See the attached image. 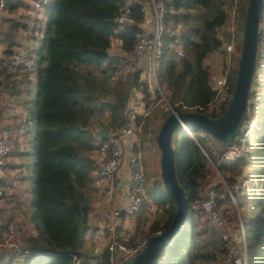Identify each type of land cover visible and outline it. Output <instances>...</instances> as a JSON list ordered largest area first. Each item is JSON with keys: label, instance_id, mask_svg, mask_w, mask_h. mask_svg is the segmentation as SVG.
Returning <instances> with one entry per match:
<instances>
[{"label": "trees", "instance_id": "obj_1", "mask_svg": "<svg viewBox=\"0 0 264 264\" xmlns=\"http://www.w3.org/2000/svg\"><path fill=\"white\" fill-rule=\"evenodd\" d=\"M124 2L52 0L45 9L46 17L36 21L16 18L17 2L8 6L7 15L0 16V41L3 45L0 87L5 92L3 108L10 109L12 120L14 118V122L7 123V127L10 132L17 131L21 136V139L11 136L15 148H30L28 152L19 154L33 160V197L30 202L33 212L27 210L26 214L17 205L18 213L22 215L19 222L23 228L20 243L22 264H72L74 256L83 258L84 264H110L107 249L102 250L99 256L93 252L92 231H89L92 229L89 223L91 206L80 187L93 183L95 158L92 153L100 152L104 146L109 153L107 138H95L93 133L99 129L112 132L121 126L123 113L134 90L143 95L144 106L151 102L148 85L141 78L142 68L135 67L124 72L125 61H120L119 55L110 53L115 19ZM139 2L129 5V14L135 23L119 33V48L127 54L133 49L138 24L143 18ZM166 5L163 49L156 69L158 83L166 99L178 111L207 113L205 109L196 107L207 106L214 96L211 71L205 59L222 48L223 37L228 33L225 27L230 6L223 0H167ZM259 28L262 34L258 40L257 61L264 56V4ZM35 30L39 31L38 39L34 35ZM30 37L31 67L15 66L14 49L21 44V40L28 41ZM176 47H181L182 56L176 53ZM263 69L264 66L258 84V101L253 110L254 129L246 150L234 163L219 166L229 187L233 186L236 176L256 175V165L264 156V134L259 138L256 136L261 132L256 113L261 112L264 106L261 94ZM233 73L230 91L235 71ZM30 94L33 97L32 107ZM14 105L25 110V120L14 113ZM32 109L35 121L26 125ZM170 111V108L153 107L142 124L141 134L150 149L155 147L157 158L160 152L156 135ZM223 111L208 112V115L216 117ZM17 117L20 122L16 123ZM189 127L192 134L178 126L172 136L175 174L180 185L184 186L187 217L154 264H222L216 240L220 225L232 224L224 222L221 217H228L225 216L227 204L233 209L235 236L240 241L243 237L245 243L246 264H264V183L260 194H254L252 190V193L244 189L234 190L235 204L228 194L216 199L220 225L212 224L207 215L191 210V202L197 198L210 174L203 151L209 155L211 152L220 153L231 142L212 139L205 131L207 136H201L199 133L203 130ZM209 138L213 140L211 144ZM13 153L16 151L12 148ZM157 164V174L152 177L147 191L150 205H146L150 208L155 206L156 215L148 226L137 220L135 232L125 242L128 246L136 236L148 240L158 231L165 230L174 218L175 201L162 183L159 160ZM16 166V163L8 164V168L14 171ZM18 166L21 168L18 174L21 181L24 178L23 164ZM214 187L218 192L223 190L220 183ZM13 195L6 199V207H0L2 229L15 221V207L10 198ZM238 219L243 230L237 223ZM27 222L31 223L30 227L26 226ZM117 239L120 240L119 235Z\"/></svg>", "mask_w": 264, "mask_h": 264}, {"label": "built area", "instance_id": "obj_2", "mask_svg": "<svg viewBox=\"0 0 264 264\" xmlns=\"http://www.w3.org/2000/svg\"><path fill=\"white\" fill-rule=\"evenodd\" d=\"M52 0H0V16L7 15V8L11 3H19L17 6L16 18L27 19L28 21H36V19L45 18V9ZM125 0L120 7V12L115 19V33L111 38V47L115 43L112 55H119L120 61H125L124 68L130 70L134 63L140 64V61L146 58V64L142 70V80L148 85V93L151 102L148 106H144L140 112L130 105L126 107L123 113V122L121 126L114 131L109 132L107 137L109 153L104 160L98 162L93 170L94 178L97 181L111 180L112 177L123 167L127 170V182L125 185V198L123 204L111 209L109 218L105 223L107 232V240L105 249L110 253V264H122L124 261L129 262L132 257L143 250L146 245L147 238L140 237L135 239L130 246L124 241L118 240V230L123 223V214L134 216L142 204L146 193L145 182V166L143 161V149L139 141L142 132V124L146 116H148L155 105L156 88L158 83L157 67L163 49V35L165 31V16L167 12V0ZM133 2L140 3V11L143 15L139 22V30L135 36V43L132 51L127 54L119 48L121 39L119 33H122L127 26L134 24V19L129 14V5ZM230 6L228 18L229 36L226 40L224 49L225 66L221 73L213 79L212 88L214 96L207 106H196L199 109H205L208 112H221L225 109L230 98V81L236 72V65L239 53L236 55L237 43L241 42V24L242 14L244 16L246 4L244 0H223ZM35 37H40L39 31H34ZM21 40V44L13 51V60L15 66L23 65L30 68L32 59L30 57V43ZM3 45L0 41V54ZM179 56L183 55L182 49L176 48ZM6 63V62H3ZM140 66V65H139ZM264 61L259 59L256 64V76L253 78L252 85L255 87L250 89L247 100L246 115L239 127V130L228 148L220 153L211 152V155L204 152L207 161L213 169L217 171L222 182L227 186L228 195L233 199V191L245 186L246 180H238L235 185L228 187L224 178L218 171L220 165L232 164L240 158L245 150L246 144L254 129V113L253 110L257 104L259 97V81L261 69ZM5 94L0 87V207L5 206L6 199L15 193L19 185V175L16 171L8 168L9 160L12 154L11 132L7 127V111L1 105V99ZM143 95L141 94V98ZM171 109L170 104H166L165 109ZM183 128L192 134L188 125ZM205 135L204 131L199 133ZM213 156V157H212ZM226 194L218 193L213 186L204 187L199 191L198 196L191 202L190 208L195 212L205 214L209 217L212 224L220 225L221 218L215 206L216 199H222ZM240 220V219H239ZM31 224L29 223V227ZM240 229L243 230L242 223L239 222ZM159 232V231H158ZM22 231L17 222H10L4 229L0 228V258L7 260L9 264H22L21 256V235ZM216 250L220 253L222 264H246V248L243 237L237 239L235 234L227 229L220 228L216 240ZM15 251V252H9ZM11 253L12 259L9 260ZM14 255H13V254ZM10 261V262H9ZM72 264H84L80 257L74 256Z\"/></svg>", "mask_w": 264, "mask_h": 264}, {"label": "water", "instance_id": "obj_3", "mask_svg": "<svg viewBox=\"0 0 264 264\" xmlns=\"http://www.w3.org/2000/svg\"><path fill=\"white\" fill-rule=\"evenodd\" d=\"M264 0H247L241 24V42L236 72L229 101L219 116L212 117L196 111H178L167 99L171 111L162 122L156 135V144L160 152L159 168L163 185L175 201V215L171 224L163 231L150 236L142 251L122 264H154L163 247L170 245L187 217L188 202L184 186L176 178L174 168V148L172 136L178 126H194L207 132L222 143L233 140L246 115L247 100L257 64L258 40L262 34L259 28L260 15ZM109 130L99 129L93 133L95 138H107Z\"/></svg>", "mask_w": 264, "mask_h": 264}, {"label": "rangeland", "instance_id": "obj_4", "mask_svg": "<svg viewBox=\"0 0 264 264\" xmlns=\"http://www.w3.org/2000/svg\"><path fill=\"white\" fill-rule=\"evenodd\" d=\"M224 36L225 37H223V45H222L221 50L216 51V52H218V55L220 54L222 56L221 64L219 65L220 68H223L225 66V62H226V60L224 59V56H223V53H224L223 46H224V44L226 42V39H228V38L226 37L227 35H224ZM112 47L113 48L116 47L115 43H113ZM176 48H179V47H176ZM239 50H240V39H239V41L237 43L236 55H237V53H239ZM263 58H264V56H263ZM263 58H262V60H263ZM217 61L219 62L218 59H217ZM133 65H138V64L134 63ZM236 65H237V60H236ZM236 65L235 66L233 65V69H235ZM124 72H126L125 68H124ZM262 73H263L262 74L263 76H262V82H261V94L264 97V69H263ZM156 90H157L156 91L157 95H156V100H155L154 107L155 108L158 107L159 109L160 108H164L165 109V106L167 104L166 97H165L160 85H157ZM29 97H30V102L29 103H30V106L32 107L33 106L32 94H30ZM2 105L4 106V104H2ZM9 111H10V109H9ZM30 115H31V117L27 121L26 125H32L34 123V121H35V114L33 112V109L31 111ZM256 115H257V119L259 120L260 128H261V132H258L256 134L257 138H259L261 135L264 134V106L261 108V112L256 113ZM11 136H12L13 139H18V138L21 139V136L19 135V133L17 131L16 132H14V131L12 132L11 131ZM203 136H207L206 133ZM212 139H214V138H212ZM212 139H210V138L208 139L209 144H211L213 142ZM139 141H140V144H141V146L143 148V161H144L145 175H146V182H145L146 193H145V197H144V203H145L143 205L144 208L142 207V208L139 209L140 211L136 214V218H137V220L139 222H143V223H145V225L148 226V224L151 221V218L155 217V215H156V207L155 206H151V208H150V206L147 207L148 204L150 205V199H149V196L147 194V191H148V189H150L152 177L157 174V165H158L157 163H158L159 158H157V154L154 153L155 149H153V151H152L146 145L144 137L142 136V134H140V136H139ZM253 141H254L253 138H251V143H253ZM11 143H12V141H11ZM11 146L13 148V151H16V153L15 154L14 153L11 154L9 163L19 162V163L23 164V172L22 173L24 175V178L22 179V182H23L22 188L25 191V193L27 194V199L30 200L28 202L29 203L28 210L30 212H33L32 205L30 206V202H31L32 197H33V192H32V189H33L32 162H33V160L30 157L28 159L24 155H20L19 154V152H22V151L28 152L30 150V148L29 147H26V148H24V147L18 148L17 147V148H15L14 142L12 143ZM106 148L107 147L104 146L103 150L100 151L99 153L98 152L92 153L93 157L95 159H97L98 162H101L102 160H104L105 157L108 155V151H107ZM208 166L210 167L209 168L210 169V174L208 175V177L206 179V182H205V184L203 186L204 187H207V186H213L214 187L216 184L220 183V184H222V187H223L224 191L222 190V191L218 192L216 189L215 190L218 193L224 192L225 194H228V191L226 189L227 186L222 182V180L220 179L217 171H215L213 169V167L211 166V164L209 162H208ZM256 167L258 168V171H257L256 175L254 174L253 176L251 175L250 177L248 176V177H243V178L239 177V176H236V180H235L233 185H235L238 180H244L245 179L246 180V183H245L246 185L244 187L241 186L240 189H244L246 192H249V193H252V191H254V194H260L259 192H261L262 188H263L262 187V183H264V156L261 159V161L256 165ZM218 171L220 172L219 167H218ZM240 189H238V190H240ZM80 190L89 199V204L91 206V210H90V213H89V223H90V226L93 228L96 225V219L98 217V213L101 210L100 207H99L100 205L98 204V201L100 200L101 197L98 194V192L95 189V187H93L92 185L91 186L80 187ZM230 198H231V196H230ZM231 201L235 204L234 196H233V199L231 198ZM6 206H7V204H5L4 207H6ZM225 208H226L225 211L227 213V215L225 213V216H228V217L221 216L223 221L226 222V223H230L231 222L234 225L235 224V220L233 219V215H232L233 214L232 213L233 209H231V206L229 204L225 205ZM21 209H25V211L27 212L26 207L25 208L23 207ZM221 209H222V207H221ZM234 209L237 210L236 205H235ZM239 222H241V221L238 219V221H237L238 225H239ZM232 224H223L222 223L220 225V227L223 228V229H227L231 233L235 234L236 225L233 226ZM140 237H143V236H140ZM140 237H138V238H140ZM237 239H238V237H237ZM81 259L83 260V258H81ZM0 264H7L6 260H2L0 262Z\"/></svg>", "mask_w": 264, "mask_h": 264}, {"label": "crops", "instance_id": "obj_5", "mask_svg": "<svg viewBox=\"0 0 264 264\" xmlns=\"http://www.w3.org/2000/svg\"><path fill=\"white\" fill-rule=\"evenodd\" d=\"M227 27H228V24L225 27V29L228 32L226 37L228 38L229 31H228ZM113 50H114V48L110 49L111 54H113L112 53ZM223 56H224V53H223ZM221 58H222V56L220 54L218 55V52H214L213 54H211L209 57H207L205 59V63L208 64L210 67L211 83L213 82V79L221 73L222 68H220V66H219L221 64ZM217 59L219 60V62L217 61ZM145 64H146V58H144L140 61V66L139 65H133V66H131L130 69H132L134 67H141L143 70V67L145 66ZM141 78H142V75H141ZM4 102L5 101L4 100L2 101V99H1V105L4 104ZM129 105L132 108H135L137 112H140L142 110V108L144 107V102H143V97L141 98V93L139 91H136V90L133 91L132 96L129 99L127 106H129ZM2 107H3V105H2ZM3 109L6 110L7 114H8L6 122L8 124L13 123L14 118L12 120L11 111H9V109H5V108H3ZM13 109H14V113H16V115L20 114L22 117V120H25V110L22 107H20L18 105H14ZM21 113H23V116ZM15 122L16 123L20 122V119L17 117L15 119ZM24 126L25 125L23 124V127ZM153 149H155V147L152 146L151 150L153 151ZM15 163L17 165L15 168L16 169L15 171L17 172V174H20L19 172L21 171V168H20V166H18V165H20V163L19 162H15ZM97 163H98V161H97V159H95V165ZM92 175H93V173H92ZM126 182H127V170L125 167H123L121 170H119L112 177L111 180L97 181L93 175L92 186L95 187V189L97 190L98 194L101 197L100 200L98 201V204L100 205L99 207L101 210L98 213V217L96 219V225L92 229H90L89 231L90 232L92 231L91 232L92 233V240L94 243L93 252H94V254H96L98 256L101 254L102 250L105 249V243L107 240V232L105 229V223H106L107 219L109 218L111 209L113 207H117V206L123 204V201L125 198ZM22 186H23V182L21 180V181H19V185H18L17 190L15 191L14 195L12 197H10L12 200V204H13L12 206L15 207V212L13 213L15 221H12V222H17L18 224H19V222L21 223L20 219L22 218V215H21V212L18 213L17 207L18 206L22 207V208L26 207V209L28 210L27 204L30 201L27 199V194L23 190ZM26 214H28V211L26 212ZM29 223L27 222V224H26L27 227H29ZM136 223H137L136 214L134 216L123 214V223H122L121 228L118 230V235L120 237V241L127 242L129 240V238L135 232L134 230H135ZM19 226H20V224H19ZM20 228H21V226H20ZM22 229L23 228H21V231H23ZM138 237H140V236H136L134 238V240ZM20 239H21V235H20ZM10 252H12V251H10ZM11 259H12V255L10 253L9 254V260H11ZM2 260H6V259L0 258V262ZM6 263H7V260H6ZM7 264H9V263H7Z\"/></svg>", "mask_w": 264, "mask_h": 264}]
</instances>
